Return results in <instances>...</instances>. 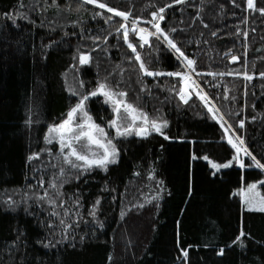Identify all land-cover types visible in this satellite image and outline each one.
Returning <instances> with one entry per match:
<instances>
[{"label":"trees","instance_id":"obj_1","mask_svg":"<svg viewBox=\"0 0 264 264\" xmlns=\"http://www.w3.org/2000/svg\"><path fill=\"white\" fill-rule=\"evenodd\" d=\"M99 3L130 11L132 17H142L141 26L149 27L144 18L155 10L152 4L162 6L171 0ZM99 3L0 0V264H260L264 213L248 210L239 190L262 179L264 169L243 155L246 167L233 164L213 175L211 161L224 163L235 150L226 136L221 139V122L211 118L195 92L208 93L210 106L219 107L226 124L233 125L264 163V76L260 75L264 72V15L249 10L246 0H184L166 10L162 27L165 31L175 28L170 35L196 61L194 79L199 87L191 88L186 104L171 91L173 86L178 90L180 78L141 75L123 33L117 37L114 32L123 18L100 9ZM254 3L257 9L264 7V0ZM94 12L104 16L94 19ZM16 13L24 15L15 21L5 18ZM105 16L111 21L105 23ZM90 36H108V40L99 41L97 49ZM129 38L150 69L186 71L178 54L166 50L156 37H150L143 48L131 31ZM78 50L91 51L92 62L80 65ZM232 55L239 59L231 60ZM245 70L252 79L229 74ZM213 72L223 75L213 76ZM69 74L71 83L66 81ZM104 77L119 84L127 100L150 117L166 119L169 138L155 132L144 138L119 137L115 141L119 162L110 164L107 171L77 172L65 165L67 174L59 177V167H54L60 165L59 146L44 139L48 126L59 123L76 103L69 89L83 91L79 80L91 91ZM89 107L97 123L106 125L112 118L102 96L100 102L93 98ZM240 119L245 121L243 127ZM108 131L115 136L114 129ZM47 148L53 149L51 155ZM37 152L40 155L30 160ZM53 176L59 177L58 189L48 187ZM260 187L264 192V184ZM44 189L57 203L66 201L68 217L63 206L37 200ZM93 211L95 216L90 215ZM61 219L71 225L67 240L62 239ZM241 229L248 234L242 238L243 247L232 244ZM133 234L138 237L132 239ZM181 248L188 252L186 260Z\"/></svg>","mask_w":264,"mask_h":264},{"label":"snow or ice","instance_id":"obj_2","mask_svg":"<svg viewBox=\"0 0 264 264\" xmlns=\"http://www.w3.org/2000/svg\"><path fill=\"white\" fill-rule=\"evenodd\" d=\"M235 3V0H232ZM97 4L99 0H82V4ZM184 0H171V3H164L162 6L152 4V7L155 10L151 11L150 18H144L149 27H143L139 25V21L142 19L140 16L132 17L130 11H118L115 7H109L107 3H99L100 9H107L109 13H115L118 17L123 18V22L120 23L119 27L114 29V32L117 37H120L121 32L123 33L122 39L127 43L128 48L132 50L134 54V60L139 62V69L141 75L147 76H162L168 75L171 77L180 78V85L173 86L171 91L176 92L179 96V99L184 103H188L190 97L192 96L191 88L199 87V82L194 79V75L197 74L196 70V61L191 59L181 47H179L176 40L173 39L170 33L176 31L175 28H171L168 31L162 27L163 21L166 20V10L170 9L172 4H183ZM247 8L249 10H258L262 15H264V7H259L257 9L256 3L254 0H246ZM23 13H16L15 16H9L5 14L6 19H15ZM199 15V13H197ZM97 16H104L103 12H94L93 18ZM28 18V17H25ZM112 17L105 16L104 22L108 23L111 21ZM73 24L79 23V21H72ZM129 23L131 28H129ZM85 29H81L83 33ZM90 31V30H89ZM134 32L136 36L139 37V47L143 48L150 43V37H156L158 42L162 41L166 45V50H171L178 54V61L182 63L183 68L186 69L180 71H170L164 73L158 70H152L146 64L145 59L142 58L141 52L137 50V46L130 42L129 33ZM239 31V29H237ZM76 35V33H71ZM67 35V33H66ZM112 35V33H109ZM216 35V33H212ZM246 37L247 33H243ZM89 39L93 40L96 43V48H100L101 45L99 41H107L108 36H90ZM76 57H74L75 59ZM129 60L133 59L132 55L127 57ZM239 57L236 55L231 56V60L236 61ZM78 60L80 65H88L92 62L91 51L78 50ZM75 67V65H73ZM122 71V70H121ZM240 76L243 75L247 79H252V76L245 71H237L235 73H229ZM211 75H223V73H211ZM261 76H264V72L260 73ZM78 87L83 91H77V88H70L69 91L76 98V103L69 108L66 113L65 118H63L60 123H52L48 126L47 132L44 136L47 144H52L55 147L58 144L59 148L56 152V156L60 159V165H54V167H59V177H63L67 174L65 165L70 169L76 170L77 172H87L92 168H101L105 171L108 170L110 164H115L119 162L120 159V149L115 142L119 137H128L135 135L137 137H148L153 132L159 133L161 136H164L166 139L169 138L166 135L165 129L168 125L166 119L152 118L149 114L144 111L142 108L138 107L132 102L127 100V92L119 88V84L113 85L109 82V77H104L103 79H98L95 87L89 91L86 89V82L84 80L78 81ZM143 90V89H142ZM195 95L199 97L201 101L208 106V112L211 113V118L213 120H219L221 122V127L224 130V137H227V143L231 145L232 149L235 150L234 154L224 163H217L216 161H211L212 169L216 170L213 172V175L221 169L229 168L233 164H238L241 168L246 167L245 161L242 158L241 154L244 156L251 157V160L257 168L264 169V163H261L259 159L249 149L247 146L244 137L240 136L232 124H226L225 114L221 113L219 107L210 106L211 98L208 96L207 92L196 91ZM103 97V104L108 105L111 108L112 118L107 120L106 125L102 123H97L96 118L92 115V109L89 107V102L95 98L96 102H100V97ZM214 105V101L212 102ZM253 119H255L253 117ZM103 120V118H101ZM31 123V120L28 121ZM239 125L243 127L245 121L240 119L238 121ZM109 129L115 130V136L110 135ZM229 132L235 134V139L233 135H228ZM44 151V150H42ZM46 151L51 155L53 149L47 148ZM39 152L33 153L29 156V159L38 157ZM205 160H208V156H204ZM139 175V173H135ZM149 177L154 175L153 172L148 173ZM57 176H53L52 180L49 182L48 187L52 189H58ZM80 176L77 175L76 179H79ZM40 185H44V180L39 181ZM264 182H253L247 185V188H241L239 190L240 195L243 199V203L247 205L248 210L250 211H259L264 213V195H261L257 190V184ZM159 184L163 185V181H159ZM57 195L60 193L57 191ZM160 193L157 192L156 196L159 197ZM37 200H47L49 205H56L57 207L63 206L64 217L69 216V210L66 206V201L60 200L59 203L50 195L48 189H44L42 194H37ZM151 199V198H149ZM97 205L100 203V200L95 202ZM76 206L79 205V201L75 202ZM95 207V205L93 206ZM136 207H143V205H136ZM54 215H60L59 212H54ZM90 215L95 216L96 213L93 211ZM125 212L121 210V217H124ZM79 219V217H77ZM60 224L63 225V236L62 239L67 240L68 234L67 230L71 227L65 219L60 220ZM103 227V224L100 225ZM246 234L243 229L240 230L239 234L236 235L235 239L232 241V244H240L241 247L244 246L243 237ZM84 237H81L83 240ZM225 251L224 247L219 249V254L223 255ZM181 252L185 260L187 259L188 252L186 249L181 248ZM111 260V255L108 257ZM259 259V258H258ZM260 264H264V260L260 261Z\"/></svg>","mask_w":264,"mask_h":264},{"label":"rangeland","instance_id":"obj_3","mask_svg":"<svg viewBox=\"0 0 264 264\" xmlns=\"http://www.w3.org/2000/svg\"><path fill=\"white\" fill-rule=\"evenodd\" d=\"M123 22V19H121V23ZM140 25V24H139ZM141 26V25H140ZM129 28H131V24L129 23ZM134 33V32H133ZM135 34V33H134ZM137 37V36H136ZM66 81H67V83H71V74H69L67 77H66ZM190 91H191V89H190ZM179 97V96H178ZM65 118V117H64ZM63 119V118H62ZM60 123V122H59ZM227 125V124H226ZM228 135H233V138L235 139V134H233L232 132H229L228 133ZM241 156H243V154H241ZM256 182H264V177L262 178V179H260L259 181H256ZM250 183H253V182H250ZM249 184V183H248ZM247 184V185H248ZM260 184L261 183H258L257 184V190L260 192V194L261 195H264V192L261 190V187H260ZM247 185L245 186H243V188H247ZM241 201H242V203H243V199H242V197H241ZM244 204V203H243ZM244 206L248 209V207H247V205H245L244 204ZM134 234H136V233H134ZM134 234L132 235V239H135V238H137L138 236H134Z\"/></svg>","mask_w":264,"mask_h":264}]
</instances>
